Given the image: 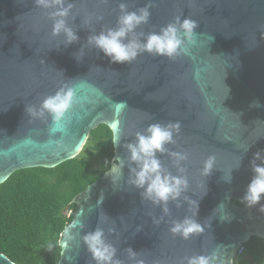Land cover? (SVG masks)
I'll return each instance as SVG.
<instances>
[{"label": "water", "instance_id": "95a60500", "mask_svg": "<svg viewBox=\"0 0 264 264\" xmlns=\"http://www.w3.org/2000/svg\"><path fill=\"white\" fill-rule=\"evenodd\" d=\"M69 2L75 7L68 24L79 40L65 45L63 35L51 36L52 21L34 0H0V184L17 170L53 168L72 159L100 124L112 135L115 126L122 135L112 143L111 169L114 158H126L122 145L134 141L135 131L150 123L179 120L178 145L167 147L189 153L190 188L185 195L199 201L196 219L202 224L210 219V227L184 241L168 232V223L154 225L153 218L163 215L162 210L127 184L126 163L119 179L113 174L115 183L109 169L72 200L76 211L69 213L72 219L61 233L56 264H94L81 237L98 224L125 264L128 247L140 252L145 264H179L185 256L213 250L232 264L239 246L252 236L264 239V213L240 201L252 177L249 161L264 149V0H154L149 23L137 31H159L175 16L191 17L198 22L196 43L190 55L175 60L145 53L131 64L109 63L102 52L87 46V37L102 27H115L119 3L134 11L148 0ZM82 48L84 56L77 61L75 54ZM63 86L73 87L79 102L68 114L67 132L52 133L50 117L30 119L25 109L28 104L39 106ZM254 101L261 106L252 107ZM119 102L127 107L117 111ZM157 155L175 174L167 154ZM208 155L216 156V167L211 175L200 177ZM240 157V169H233L232 182L226 183L223 177ZM200 181L207 188L202 198L196 187ZM221 203L230 221L222 222L220 211L214 212ZM168 207L165 221L190 215L183 200L180 207L172 202ZM76 221L85 228H73ZM0 264L14 263L0 254Z\"/></svg>", "mask_w": 264, "mask_h": 264}, {"label": "clouds", "instance_id": "9594fccd", "mask_svg": "<svg viewBox=\"0 0 264 264\" xmlns=\"http://www.w3.org/2000/svg\"><path fill=\"white\" fill-rule=\"evenodd\" d=\"M103 2L106 3L107 0ZM34 3L37 8L46 10L47 18L52 21V37L63 35L65 45L79 40L76 31L68 24V18L75 7L73 3L69 0H34ZM154 6V0H148L143 7L129 11L127 3H119V14L115 27H102L99 33L90 34L87 37V46L102 52L109 59V63L119 64H131L145 53L168 60L190 55V46L196 43L195 29L198 27V22L191 17L182 19L179 15L175 16L165 26L160 27L159 31H151L147 34L137 31L140 26L149 23L150 9ZM95 19L101 21L103 16H96ZM88 22V20L85 21L86 24ZM83 56V48L75 54L77 61H80ZM227 90L228 95L229 89ZM78 102L75 89L71 86H63L53 94L45 96L39 106L28 104L25 111L30 119L46 120L50 117L52 133H66L68 125L71 124V117L68 114ZM251 106L260 107L261 105L258 101H254ZM124 107H127L126 102H119L117 111ZM181 127V122L176 120L167 123H150L142 131H135L134 141L122 145L127 151L126 158H114L107 174H111L112 181L115 183L116 179L122 176V169L127 163L129 167L127 184L140 190L142 200L149 201L162 210L163 215L153 218V224L159 226L162 222L168 223V232L173 237L188 241L194 236L202 235L205 229L210 227V219L203 224L200 223L196 219L199 212V201L185 195L190 188L186 163L189 161V153L183 150L172 151L167 147V145H178ZM121 136V134L118 135V130L114 126L111 139L113 145L118 143ZM248 150V147L244 149L245 153ZM158 153L167 154L176 170L175 174L163 165L158 158ZM242 159L240 157L235 167L223 177L226 183L232 182V171L240 169ZM216 163V156L208 155L199 169L200 177L211 175ZM249 166L252 177L240 201L246 208H255L264 213V203H261L264 200V149H258L253 153ZM113 174L116 179L113 178ZM196 187L201 192L202 198L207 193L206 185L200 181ZM226 199L231 200V197L227 196ZM102 200L103 194H101L100 202ZM181 200L187 202L190 215H185L182 220L165 221V217L170 215L169 203H175L176 207H180ZM217 210L221 213L219 218L222 222L231 220V214L225 211L223 203L214 212ZM102 218L107 219L108 217L103 214ZM77 226L81 230L85 228V224L81 221H76L72 225L73 228ZM108 231L112 233L115 229ZM136 231H140L139 226ZM81 239L94 264H125V261L117 257V248L108 241L104 228L99 224L95 230L87 232ZM53 247L51 243L47 245L49 251H52ZM124 251L127 253L128 264H145L140 252L134 251L131 247ZM179 264H226V260L218 250H213L207 254L197 253L185 256Z\"/></svg>", "mask_w": 264, "mask_h": 264}, {"label": "trees", "instance_id": "16d2710c", "mask_svg": "<svg viewBox=\"0 0 264 264\" xmlns=\"http://www.w3.org/2000/svg\"><path fill=\"white\" fill-rule=\"evenodd\" d=\"M111 139L110 129L100 124L72 159L53 168L17 170L0 184V254L14 264L57 263L61 233L76 211L72 200L110 169ZM94 153L103 156L97 167L88 162ZM243 247L232 264H264V239L252 236Z\"/></svg>", "mask_w": 264, "mask_h": 264}, {"label": "rangeland", "instance_id": "374dc122", "mask_svg": "<svg viewBox=\"0 0 264 264\" xmlns=\"http://www.w3.org/2000/svg\"><path fill=\"white\" fill-rule=\"evenodd\" d=\"M103 160V156L99 153H94L90 158H88V162L91 167H97Z\"/></svg>", "mask_w": 264, "mask_h": 264}, {"label": "built area", "instance_id": "2783aa9c", "mask_svg": "<svg viewBox=\"0 0 264 264\" xmlns=\"http://www.w3.org/2000/svg\"><path fill=\"white\" fill-rule=\"evenodd\" d=\"M243 250H244V247H243V245H242V246H239V248H238V250H237V253H236V256H239V255H241V254H242V252H243Z\"/></svg>", "mask_w": 264, "mask_h": 264}]
</instances>
